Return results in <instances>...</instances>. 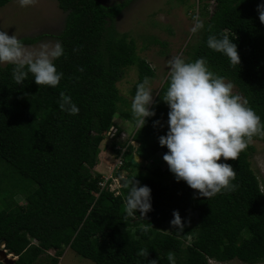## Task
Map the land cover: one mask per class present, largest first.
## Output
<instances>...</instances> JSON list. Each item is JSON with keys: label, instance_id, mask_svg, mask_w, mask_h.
I'll return each instance as SVG.
<instances>
[{"label": "trees", "instance_id": "16d2710c", "mask_svg": "<svg viewBox=\"0 0 264 264\" xmlns=\"http://www.w3.org/2000/svg\"><path fill=\"white\" fill-rule=\"evenodd\" d=\"M12 0H0V8ZM67 13L59 35L64 53L54 61L63 76L56 87L37 85L29 73L22 85L13 79V65H0V241L17 259L14 264H59L65 240L70 248L96 264H210L239 260L244 264L264 262V190L255 174L251 144L230 164L236 178L234 191L222 190L204 198L183 180L177 181L169 168L141 167L131 159L147 150L166 154L159 137L168 131V105L161 99L168 87L165 79L155 103V115L137 127L124 154L123 168L131 170L123 180L120 195L101 190L99 164L101 144L114 123L115 115L136 125L132 112L121 111L131 104L118 83L132 67L138 72L131 95L156 71L138 52L127 33H120L116 21L131 0L106 5L99 0H57ZM191 7V0H176ZM264 0H196L197 16L204 28L186 52V62L206 60L209 71L233 84L248 100V106L264 124V24L257 6ZM194 5V6H195ZM211 25V32L208 26ZM226 34L237 45L240 64L207 46L209 35ZM23 45L36 39H19ZM166 46V42L156 40ZM79 108L70 115L59 107L61 93ZM161 96V97H160ZM159 124L154 126V122ZM162 125V126H161ZM261 136H254L253 139ZM115 140L110 147L119 155ZM140 157V158H141ZM135 177L139 186L151 189L152 210L144 217L126 215V197ZM24 197L16 207L7 197ZM174 210L184 223L182 232L173 227L165 232ZM194 234H196L194 236ZM141 251L148 256L140 255ZM53 252V253H52ZM0 264H4L0 261Z\"/></svg>", "mask_w": 264, "mask_h": 264}, {"label": "clouds", "instance_id": "9594fccd", "mask_svg": "<svg viewBox=\"0 0 264 264\" xmlns=\"http://www.w3.org/2000/svg\"><path fill=\"white\" fill-rule=\"evenodd\" d=\"M17 2L20 7H28L37 0ZM257 11L260 22L264 24V4H259ZM194 19L195 23L189 30L193 35L204 28L198 17ZM211 29L209 25L208 31L211 32ZM206 43L210 49L226 55L231 65L240 64L237 45L226 34L221 38L209 35ZM63 53V46L59 42L43 43L38 50H29L15 34L9 36L7 32L0 31V64L13 65L12 75L17 85H22L30 73L37 85L56 87L63 73L57 72L54 61ZM167 66L168 87L164 95L160 96L170 109L167 134L159 137V144L167 146L169 150L163 160L177 181H185L204 198H211L222 190L234 191L237 187L231 183L236 178L234 168L218 161L221 158L225 161L237 160L240 153L252 143L254 136H264V124L248 106L246 98L233 94V84L226 83L223 77L208 70L204 58L186 62L177 55L168 59ZM148 85L146 77L137 85L131 104L132 116L139 129L145 125L147 117L155 115L151 107L155 103L153 90ZM59 107L70 115L79 113L71 97L63 92ZM159 123L155 121L154 126ZM110 154L117 157L111 151ZM135 155L138 154L134 152L133 157ZM261 166L264 167V162H261ZM139 183L134 177L125 185L130 186L125 207L128 217H135L137 212L144 217L152 210L151 189L146 185L139 186ZM173 217L171 225L177 228V232H182L184 223L178 210H174ZM140 255L148 256V252L141 251ZM167 259L174 264L172 253L167 254ZM151 264H157V261L153 260Z\"/></svg>", "mask_w": 264, "mask_h": 264}, {"label": "rangeland", "instance_id": "374dc122", "mask_svg": "<svg viewBox=\"0 0 264 264\" xmlns=\"http://www.w3.org/2000/svg\"><path fill=\"white\" fill-rule=\"evenodd\" d=\"M99 1L106 5H112L124 0ZM195 2L196 0L190 1L191 7L188 10L187 5H182L176 0H131L117 18V30L120 33H127L130 39L135 41L139 54L146 58L156 71V77L151 79L148 85L153 90V99L168 76V59L180 55L186 60V52L197 39V33L193 35L189 31L195 23V19L191 18L192 14L195 13L197 16L198 13V6L195 5ZM66 17L67 13L60 9L57 0H37L34 5L28 7H20L17 0H12L0 8V31L7 32L9 36L15 34L18 39L24 37L36 39L24 46L29 50H38L43 43L55 44L60 42L59 35L64 29ZM156 40L166 42L167 45L163 46ZM0 65L5 66L7 64ZM137 80V69L132 67L118 83L122 95L130 103L133 100L130 92ZM225 82L229 83L228 81ZM232 92L234 95H241L235 86H233ZM130 110L126 105L121 107V111L130 112ZM114 123L115 129H112L109 137L102 142L99 164L93 170L100 172L104 177L109 176V168H112V164L115 163V158L109 151L112 139H115L118 144L126 140L130 143L137 129V125L123 117L121 112L115 115ZM133 145L139 146V143L133 142ZM251 145L255 147V152L251 157L252 168L264 190V167L261 166V162H264V136L253 139ZM163 156L161 152L156 154L152 150H147L143 158L135 157L138 162L141 161V164L137 165L141 167V174H146V170L143 169L148 163L152 165V168L155 166H160L163 170L169 168L163 160ZM130 171L122 170L121 174L116 175L111 182L114 185L112 190L120 189L113 192L116 196L121 194L124 187L121 180L126 179ZM21 203H27L24 197L16 198L11 194L7 197V204L12 208ZM172 230L171 223H168L164 228V231L168 233ZM59 248L64 250L59 264H96L78 255L65 240L61 241ZM210 264L244 263L239 260H232L226 263L211 261ZM260 264H264V262Z\"/></svg>", "mask_w": 264, "mask_h": 264}, {"label": "built area", "instance_id": "2783aa9c", "mask_svg": "<svg viewBox=\"0 0 264 264\" xmlns=\"http://www.w3.org/2000/svg\"><path fill=\"white\" fill-rule=\"evenodd\" d=\"M112 129H115L114 127H112L111 128V130H110V132H109V135L111 134V132H112ZM112 139V138H111ZM115 140V139H114ZM112 141H113V139H112ZM133 142H135L134 141V139H133V137H132V139L130 140V144H132L133 145ZM129 143V142H128ZM128 146L129 145H125V146H122V145H120V144H117L116 146H115V148L120 152L119 153V155L115 158V163H116V165H115V163L114 164H112V168H109V171H110V174H109V176H103L102 178V180L99 182V185H100V189L101 190H109V191H112V192H114V191H119L120 189H118V188H116L115 190H112V186H114L113 185V183L111 184V182H113V179H115V176L117 175V176H119L118 174H119V172H121L122 170H123V165H124V154H125V152L128 150ZM133 146H135L136 147V145H133ZM115 165V166H114ZM53 253V252H52Z\"/></svg>", "mask_w": 264, "mask_h": 264}, {"label": "water", "instance_id": "95a60500", "mask_svg": "<svg viewBox=\"0 0 264 264\" xmlns=\"http://www.w3.org/2000/svg\"><path fill=\"white\" fill-rule=\"evenodd\" d=\"M136 156H139V155H135L132 158V163L136 164V165H140L138 162L135 161ZM141 158H143V157H141ZM12 256H13V254H8V251L5 249V240H1L0 241V260L3 261L4 264H14L15 260L17 258H10Z\"/></svg>", "mask_w": 264, "mask_h": 264}, {"label": "bare ground", "instance_id": "6f19581e", "mask_svg": "<svg viewBox=\"0 0 264 264\" xmlns=\"http://www.w3.org/2000/svg\"><path fill=\"white\" fill-rule=\"evenodd\" d=\"M136 157H139V156H136ZM139 158H140V157H139ZM135 161L138 162V161L136 160V158H135ZM140 162H141V161H140ZM140 162H138V163L141 164Z\"/></svg>", "mask_w": 264, "mask_h": 264}]
</instances>
